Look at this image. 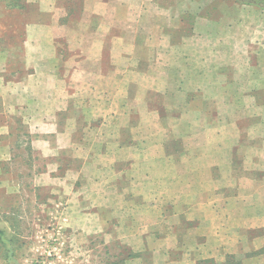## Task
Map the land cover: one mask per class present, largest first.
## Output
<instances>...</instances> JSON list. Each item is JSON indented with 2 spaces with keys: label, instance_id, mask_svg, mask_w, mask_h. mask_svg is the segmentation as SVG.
Here are the masks:
<instances>
[{
  "label": "crops",
  "instance_id": "0c3cea01",
  "mask_svg": "<svg viewBox=\"0 0 264 264\" xmlns=\"http://www.w3.org/2000/svg\"><path fill=\"white\" fill-rule=\"evenodd\" d=\"M24 1L15 11L0 2V36L7 39L4 26L13 36L0 47V101H21L28 113L49 103L41 118L52 128L75 118L61 132L76 138L41 153L73 150L79 160L88 150L82 165L91 177L79 168L60 177L72 178L70 208L106 214L126 230L137 247L127 264H229L235 256V264H264V79L250 77L244 94L230 75L238 67L228 55L238 49L221 42L227 0ZM18 70L23 79L12 80ZM20 182L0 174V211Z\"/></svg>",
  "mask_w": 264,
  "mask_h": 264
},
{
  "label": "rangeland",
  "instance_id": "374dc122",
  "mask_svg": "<svg viewBox=\"0 0 264 264\" xmlns=\"http://www.w3.org/2000/svg\"><path fill=\"white\" fill-rule=\"evenodd\" d=\"M231 1H224L228 2L229 13L227 12V16L226 14L221 16L223 20L221 29L224 31L221 42L237 46V52L228 55L233 57V60L229 59L230 65L238 67L236 73L232 71L230 75L240 83L238 86L240 91L248 94V82L251 78L257 75L258 80L264 79V7L239 4L243 7L238 5L237 10H232ZM212 7V19L218 22L219 14L216 15L214 4ZM66 40L61 39L60 48L65 61L71 56ZM258 66L259 71H255L254 67ZM12 74L14 77L12 80L18 81L23 79L25 72L18 70ZM66 88L67 92H73L74 86ZM18 102H12L11 107L10 104L0 101V147L5 148L1 153L3 158L6 157L0 162V174L5 177H17L22 185L21 193L13 196V199L7 198L8 203L0 211V232L4 233V237H0V264H127L126 260L137 254L135 250L137 247L133 244L130 246L127 242L128 232L120 230L119 226L115 228L113 223L107 221L106 214H92L80 205L79 211L74 212L68 204L73 198V194L69 196L73 191L70 183L72 178L63 181L60 177H73L74 170L78 168L79 177H91L90 173L89 176L83 174L90 170V167L85 169L82 165L83 157L88 150L83 148L79 151V160L73 158L71 154L73 150L55 149V153L59 151L62 154L48 159L41 154L42 148L47 145L54 150V146H65L67 140L76 138L74 133L65 136L61 132L64 129L61 125L63 121L65 124L73 125L75 118L66 119L61 116L57 119L60 125L55 123L57 125L52 128L51 124L48 126L44 123L47 118H41L44 110L49 109V103L35 104L28 113L23 112L21 107L18 108ZM244 103L246 106L252 105L251 101ZM69 105L67 108L73 109V102ZM80 107L81 102L79 109ZM225 109L231 114L228 121L235 120L236 118H233L235 108L226 105ZM29 120L33 121L28 122ZM251 120L249 117L243 124L246 125ZM98 122L94 121L92 124ZM80 124L82 125V121ZM89 124L91 126V123ZM36 125L38 127L35 128ZM85 137V142L91 143L93 135L86 134ZM80 139L82 140L79 138V141ZM246 141V138L242 140ZM169 148L171 149V146ZM243 158L242 156L238 158L240 162L237 161V164L243 173H250L251 160H246L244 156ZM213 172L217 174V170L214 169ZM81 185L79 181L80 190ZM101 217L104 225L99 227L102 223L99 220ZM5 239L12 242L6 243ZM9 254H13L12 259L8 257ZM231 261L235 264L236 256L231 257ZM199 263L213 264V261L208 258Z\"/></svg>",
  "mask_w": 264,
  "mask_h": 264
},
{
  "label": "trees",
  "instance_id": "16d2710c",
  "mask_svg": "<svg viewBox=\"0 0 264 264\" xmlns=\"http://www.w3.org/2000/svg\"><path fill=\"white\" fill-rule=\"evenodd\" d=\"M238 1L243 3V4L254 5V6L261 7V8L264 7V0H238ZM0 2H2L6 6L8 11L22 10L26 7L24 0H1ZM4 29L6 31L7 39L5 37L0 36V47L2 49L7 50L9 47L8 44L10 43L11 40H13L12 39L13 36L9 35V29H10L9 26L8 27L4 26ZM0 237L1 238L4 237L3 232H0ZM5 240H6L5 241L6 243L12 242V240H10V239L9 240L5 239ZM12 256H13V254H9L8 257L12 259ZM228 263L232 264L231 259H229Z\"/></svg>",
  "mask_w": 264,
  "mask_h": 264
}]
</instances>
